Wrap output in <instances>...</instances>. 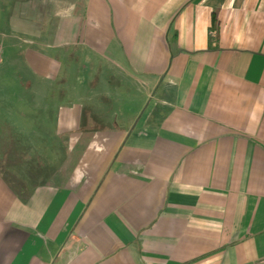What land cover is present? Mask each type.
Listing matches in <instances>:
<instances>
[{
  "label": "crops",
  "instance_id": "1",
  "mask_svg": "<svg viewBox=\"0 0 264 264\" xmlns=\"http://www.w3.org/2000/svg\"><path fill=\"white\" fill-rule=\"evenodd\" d=\"M10 143L0 264H264V0H0Z\"/></svg>",
  "mask_w": 264,
  "mask_h": 264
},
{
  "label": "rangeland",
  "instance_id": "2",
  "mask_svg": "<svg viewBox=\"0 0 264 264\" xmlns=\"http://www.w3.org/2000/svg\"><path fill=\"white\" fill-rule=\"evenodd\" d=\"M10 73V77L8 79V82H11L14 84L15 78H13V74ZM12 86V85H11ZM16 94L14 93V90L11 87V95ZM17 145L14 144H6L3 146V149H0V165L4 169H7L6 165L12 164V163H21L26 160V151H20L18 148H16ZM37 171V170H36ZM32 172V171H31ZM34 172V170H33Z\"/></svg>",
  "mask_w": 264,
  "mask_h": 264
},
{
  "label": "trees",
  "instance_id": "3",
  "mask_svg": "<svg viewBox=\"0 0 264 264\" xmlns=\"http://www.w3.org/2000/svg\"><path fill=\"white\" fill-rule=\"evenodd\" d=\"M216 19H215V15L214 13L212 14V24L211 27L209 29V33L212 35V32L214 33V35H216L217 33V27H216Z\"/></svg>",
  "mask_w": 264,
  "mask_h": 264
}]
</instances>
